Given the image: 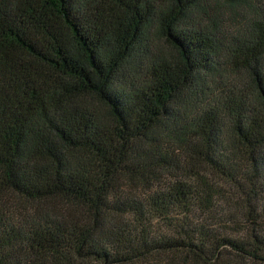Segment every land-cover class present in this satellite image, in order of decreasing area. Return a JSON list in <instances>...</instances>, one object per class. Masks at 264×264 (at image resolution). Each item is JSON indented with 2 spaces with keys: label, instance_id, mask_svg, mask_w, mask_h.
I'll return each mask as SVG.
<instances>
[{
  "label": "trees",
  "instance_id": "obj_1",
  "mask_svg": "<svg viewBox=\"0 0 264 264\" xmlns=\"http://www.w3.org/2000/svg\"><path fill=\"white\" fill-rule=\"evenodd\" d=\"M0 264H264V0H0Z\"/></svg>",
  "mask_w": 264,
  "mask_h": 264
}]
</instances>
